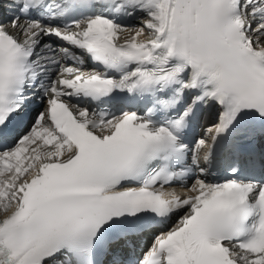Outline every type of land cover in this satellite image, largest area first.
<instances>
[{"label":"snow or ice","instance_id":"snow-or-ice-1","mask_svg":"<svg viewBox=\"0 0 264 264\" xmlns=\"http://www.w3.org/2000/svg\"><path fill=\"white\" fill-rule=\"evenodd\" d=\"M9 2L0 264H264V0ZM207 107L219 122L202 166L185 141ZM193 177L191 195L165 190Z\"/></svg>","mask_w":264,"mask_h":264},{"label":"bare ground","instance_id":"bare-ground-1","mask_svg":"<svg viewBox=\"0 0 264 264\" xmlns=\"http://www.w3.org/2000/svg\"><path fill=\"white\" fill-rule=\"evenodd\" d=\"M6 1H9V0H6ZM4 6H5V5H4ZM0 13H1V15H0V23H2V24H4V25L8 26V30H9L10 32H12L13 34H15V35H19V33H18L17 30L12 29V28L10 27V24H9V21H10V20H7L8 16L6 15L5 10L2 9V11H1ZM125 22L128 23L129 25H135V24L138 25V24H139V19H138V18H137V19H131V18H128V19L125 20ZM21 23H23V22H21ZM26 23H28V22H25V23H23V24H26ZM41 23H42V22H41ZM42 24H43V23H42ZM125 35H127V34H125ZM21 39H23V38H21ZM46 42H50V41H47V40H46ZM43 52H44V49H43V48H40V49L37 50V54H38V55L41 54V53H43ZM65 63L69 64V61H67L66 59H62V60H61V65H62L63 67H64ZM85 63H86V66L83 68L84 70H86V68H87V69L91 68V65L89 64L88 61H85ZM56 71H57V69H56L55 66H51V67H49V68H48V75L46 76V78L49 79V78L51 77L52 79H55V73H56ZM48 79H46V80H48ZM175 220H176V218H175ZM175 220H174V223H175Z\"/></svg>","mask_w":264,"mask_h":264},{"label":"rangeland","instance_id":"rangeland-1","mask_svg":"<svg viewBox=\"0 0 264 264\" xmlns=\"http://www.w3.org/2000/svg\"><path fill=\"white\" fill-rule=\"evenodd\" d=\"M135 25H137V24H135Z\"/></svg>","mask_w":264,"mask_h":264}]
</instances>
